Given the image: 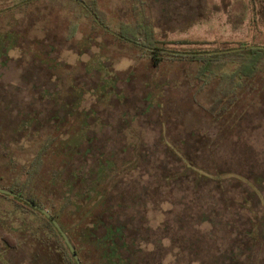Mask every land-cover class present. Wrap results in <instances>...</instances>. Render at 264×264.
<instances>
[{
  "label": "rangeland",
  "instance_id": "1",
  "mask_svg": "<svg viewBox=\"0 0 264 264\" xmlns=\"http://www.w3.org/2000/svg\"><path fill=\"white\" fill-rule=\"evenodd\" d=\"M84 1L0 0V185L23 183L55 137L31 190L73 224L68 183L75 193L95 178L91 197L108 191L97 212L123 226L127 264H264V62L249 77L241 55L225 56L211 79L187 57L157 64L125 35L136 0H97L108 29ZM145 6L161 47L264 46V0ZM42 221L0 196V264H51L55 247L25 233Z\"/></svg>",
  "mask_w": 264,
  "mask_h": 264
},
{
  "label": "trees",
  "instance_id": "2",
  "mask_svg": "<svg viewBox=\"0 0 264 264\" xmlns=\"http://www.w3.org/2000/svg\"><path fill=\"white\" fill-rule=\"evenodd\" d=\"M89 4L91 10L95 12L98 18H100L97 0H91ZM134 11L137 15V20L129 27V30H127L125 34L127 40L140 45L144 49L149 51L155 57L157 64L158 62L166 58L174 59L176 57H187L194 61H200L202 65L199 68L198 74L204 77L206 76V78L209 75L208 79H211L217 76L216 69H220L228 62V60L225 61L222 59L225 56L241 55L244 60L241 61L240 67L249 77H253L259 69V64L264 62V46L252 47L250 49H244L242 51L227 53H208V51L179 52L161 47L158 45L159 40L156 37L154 25L149 20L146 14L145 0H136ZM87 13L91 14L88 9ZM77 26L78 23H74L72 25L69 35L70 38H72L76 34ZM125 35H122V38H124ZM245 45L248 44H240L239 46ZM203 81L207 82V79ZM54 141L55 137H50L43 144L42 148L38 151L34 160L31 162V165L29 166V169L27 171V177L23 183H13L10 187L0 185V188L22 194L48 210V205H46L44 201L37 196V193L34 190H31V188L32 184L34 183V178L40 172V169L44 163V154L46 153L47 149L54 143ZM3 151L5 150L1 149L0 153H5ZM81 177L82 175L79 174L77 179H80ZM84 178L86 179V181H84L85 185L75 193H73L74 182L71 181L68 183V187L71 191L66 197V201L63 206V209L66 210L67 205H69L70 202H73L77 205L76 210L79 213V217L77 218L78 220H76L75 223L71 224L68 223V221L64 220L62 215L63 210L55 212L53 209H50L49 211L57 219L58 223L67 233L69 240L78 253V257L82 261V264H88L84 253L88 252L92 248V251H95L96 253L95 256L98 258L99 264H127L126 260L120 255L121 249L127 248L128 246L124 239L123 226L108 225L103 220L102 214H99V212H97V209L102 204H105L104 202L107 199L108 191L105 189L99 191L94 190V193L91 197V192L93 191L95 182L97 184V181H95V178L91 180H89L88 177ZM0 196L15 202L18 206L22 207L23 210L30 211L31 213H34L42 218V224L31 225V227L25 233H29L32 237H35L41 243H47L53 246V248L55 247L52 254L53 258H51V264H60V261H57V259L54 258V254L56 255L57 253H61L62 262L64 264H78L64 237L50 219H48L38 209L11 195L0 192ZM79 200H85L87 204H78ZM99 227L103 228L102 234L94 235L93 232L95 230H98ZM8 234L10 235L5 236L6 245L12 248L18 247L20 240L17 237H14V235L12 236L11 233Z\"/></svg>",
  "mask_w": 264,
  "mask_h": 264
},
{
  "label": "water",
  "instance_id": "3",
  "mask_svg": "<svg viewBox=\"0 0 264 264\" xmlns=\"http://www.w3.org/2000/svg\"><path fill=\"white\" fill-rule=\"evenodd\" d=\"M96 18L99 19L98 16H96ZM258 46H255V45L238 46V47H234V48H230V49H226V50L210 51L208 53H212V52H219V53L234 52V51L250 49L252 47H258ZM259 47H262V46L260 45ZM0 192L11 195V196L29 204V205H31L32 207L38 209L41 213H43L48 219H50L56 225V227L58 228V230L60 231V233L64 237V239H65L66 243L68 244L73 256L75 257V259L77 261V263L82 264V261L78 257V253H77L75 247L73 246V244L71 243V241L69 240L67 233L65 232V230L62 228V226L58 223L57 219L51 214V212L49 210H47L46 208L40 206L38 203L34 202L33 200H31V199H29V198L25 197L24 195L19 194L17 192L10 191V190L3 189V188H0Z\"/></svg>",
  "mask_w": 264,
  "mask_h": 264
},
{
  "label": "flooded vegetation",
  "instance_id": "4",
  "mask_svg": "<svg viewBox=\"0 0 264 264\" xmlns=\"http://www.w3.org/2000/svg\"><path fill=\"white\" fill-rule=\"evenodd\" d=\"M79 1V0H78ZM84 1V0H83ZM85 2V1H84ZM86 5V7L88 8V10L91 12V14L93 15V17H95L96 18V14H95V12L94 11H92L91 10V7H90V4L89 3H87V4H85ZM262 13L264 14V7H263V9H262ZM97 19V18H96ZM99 22H100V24H102L106 29H108V27H106V25H104L103 23H102V21H100V19H97ZM120 37H122V35L120 36ZM246 46V45H245Z\"/></svg>",
  "mask_w": 264,
  "mask_h": 264
}]
</instances>
